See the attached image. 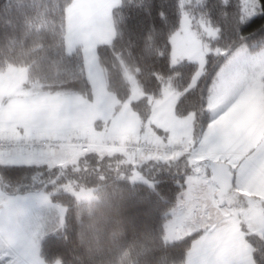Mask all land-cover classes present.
<instances>
[{"label": "trees", "instance_id": "obj_1", "mask_svg": "<svg viewBox=\"0 0 264 264\" xmlns=\"http://www.w3.org/2000/svg\"><path fill=\"white\" fill-rule=\"evenodd\" d=\"M72 1L0 0V70L26 68V86L75 93L90 101L82 53L66 52L64 43L65 14ZM259 3L258 14L242 22V0H119L111 14L112 40L97 47L107 91L123 103L130 94L123 70L133 75L143 96L130 106L144 125L151 115L150 100L161 96L167 78L176 77V117L195 110L198 125L201 118L207 125L212 119L207 109L210 88L226 57L241 46L250 52L264 48V0ZM184 14L217 30L210 44L214 51L205 56L207 63L192 88L188 86L198 65L170 64V38L180 29ZM90 144L69 161H63L64 155L57 158L51 170L44 169L35 181L37 172L30 167L12 168L7 179L0 181L5 195L54 192L50 199L64 209L61 233L47 235L40 242L43 261L184 264L191 241L177 245L164 239V224L181 191L178 168L183 162L145 160L148 157L140 153L108 151ZM58 149L50 147L51 154ZM135 154L140 164L129 157ZM135 173L142 179H131ZM254 245L259 247V242Z\"/></svg>", "mask_w": 264, "mask_h": 264}, {"label": "rangeland", "instance_id": "obj_2", "mask_svg": "<svg viewBox=\"0 0 264 264\" xmlns=\"http://www.w3.org/2000/svg\"><path fill=\"white\" fill-rule=\"evenodd\" d=\"M118 3L119 0H73L66 9L64 42L66 52L79 50L82 53L85 76L91 85L90 101L81 95L71 93L63 95L64 99L58 98V103L54 97L50 99L51 96H44L42 102L38 96L28 104L18 99L17 93L14 92L20 91V82H29L27 69L9 66L0 70V121L12 117L27 119L43 113L46 116L45 126L52 125L56 128L59 124L60 134L45 139L72 143L64 148L63 143L54 142V146L59 149L51 154V164L58 162L57 158H61L62 155L63 161H69L78 153H83L79 140H86L88 143L91 141L108 151L123 152L126 145L137 148L135 146L137 144L133 146L129 143L140 139L143 141L138 144L151 143L158 150L169 143L168 138H175L177 135L176 129L180 127L182 118L175 115L178 98L176 77L167 78L163 83L161 96L150 100L151 115L144 125L130 106L131 102L143 96L133 75L123 70L124 78L130 86L129 97L123 103L106 89V75L98 62L97 47L110 44L112 40L111 14ZM244 4L245 0H242L243 9ZM216 37L217 30L199 20L192 21L184 14L180 29L170 38L172 66L182 61L198 65V71L188 88H192L202 74L205 56L214 51L210 46L211 40ZM225 83L228 90L220 94L221 85ZM263 85L264 48L250 52L245 46L238 47L221 64L218 76L210 88L207 109L211 118L214 113L217 117L224 116L235 128L247 126L255 132L264 130ZM101 144L105 147L100 146ZM143 156L148 157L145 160L158 157L157 153ZM129 157L141 163L138 154ZM37 193L5 195L0 188V215L3 217L5 229L4 239L0 241V245H6L15 238L8 225L10 221L13 223L19 221L26 227L30 226V233L34 237L28 245L34 251L31 264H47L39 255V245L45 236L61 233L63 225L60 223V209L63 208L41 206L35 198ZM164 239L172 242L166 239L165 224Z\"/></svg>", "mask_w": 264, "mask_h": 264}, {"label": "snow or ice", "instance_id": "obj_3", "mask_svg": "<svg viewBox=\"0 0 264 264\" xmlns=\"http://www.w3.org/2000/svg\"><path fill=\"white\" fill-rule=\"evenodd\" d=\"M260 8L259 0H245L242 22ZM227 90V84H222L220 94ZM45 123L43 113L0 121V181L16 167L35 169L34 181L44 169L51 170ZM176 132L175 138H168L162 156L183 162L178 168L181 191L165 222L166 239L177 245L191 241L185 264H264V130L235 128L214 113L207 125L202 118L198 125L195 110H190ZM131 179L142 177L134 174ZM54 194L45 190L35 198L41 206L52 208ZM60 217L63 225L64 209ZM8 226L15 238L0 245V264H31L30 226L19 221ZM4 231L0 215V241Z\"/></svg>", "mask_w": 264, "mask_h": 264}, {"label": "crops", "instance_id": "obj_4", "mask_svg": "<svg viewBox=\"0 0 264 264\" xmlns=\"http://www.w3.org/2000/svg\"><path fill=\"white\" fill-rule=\"evenodd\" d=\"M17 93V98L20 100L26 101L28 104L30 102H33L36 100L38 96L41 97L42 102L44 100V96H51L50 99L53 97L56 99V102L58 103V98L59 99H64L63 95L65 94H71L70 92H49V91H44L38 86H26L25 83L20 82V91H14ZM57 97V98H56ZM49 99V100H50ZM58 127L59 124H57L56 128H54L52 125L45 126V138H53V136H59L60 134L58 133ZM21 133H23V129H19ZM65 134V133H64ZM62 135V134H61Z\"/></svg>", "mask_w": 264, "mask_h": 264}, {"label": "built area", "instance_id": "obj_5", "mask_svg": "<svg viewBox=\"0 0 264 264\" xmlns=\"http://www.w3.org/2000/svg\"><path fill=\"white\" fill-rule=\"evenodd\" d=\"M54 142H58V141H51V140H48V139H45L44 140V143L47 144L49 147L50 146L55 147L54 146L55 145ZM58 143H61V144L63 143L62 145H71L72 144L71 142H69V143L68 142H58ZM78 143L80 144V147L82 148L83 151H86L90 147V145H91L90 143L86 142V140H79ZM8 146L9 145H6V147H8ZM135 146H137V148H135V147H128V145H126L124 147L125 152L127 154H131L133 152L139 151L143 155H146V154H152V155H154L155 153H157L158 157H162L163 155L166 154L165 148H160V149L156 150L154 148V145L151 144V143H148V144L140 143V144H137ZM144 146H147V147H144Z\"/></svg>", "mask_w": 264, "mask_h": 264}]
</instances>
